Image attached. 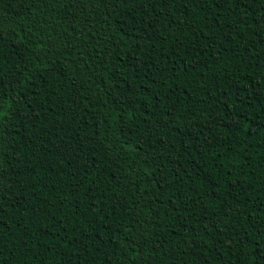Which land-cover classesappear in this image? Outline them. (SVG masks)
<instances>
[{
  "label": "trees",
  "instance_id": "obj_1",
  "mask_svg": "<svg viewBox=\"0 0 264 264\" xmlns=\"http://www.w3.org/2000/svg\"><path fill=\"white\" fill-rule=\"evenodd\" d=\"M0 264H264V0H0Z\"/></svg>",
  "mask_w": 264,
  "mask_h": 264
}]
</instances>
